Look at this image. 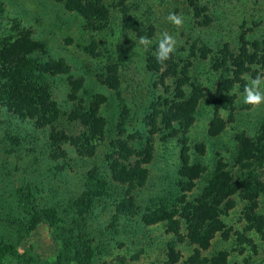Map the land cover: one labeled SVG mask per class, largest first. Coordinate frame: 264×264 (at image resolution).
I'll return each mask as SVG.
<instances>
[{"label": "rangeland", "instance_id": "obj_1", "mask_svg": "<svg viewBox=\"0 0 264 264\" xmlns=\"http://www.w3.org/2000/svg\"><path fill=\"white\" fill-rule=\"evenodd\" d=\"M109 11L108 25L95 31L87 27L85 17L66 8L61 0H0V36L15 34L21 27L32 30L33 36L46 42V50L34 54L41 61L64 59L67 70L48 75L52 97L63 111L69 112L81 104H90L98 95L106 96L101 113L107 118L105 138L99 142L92 156L81 155L76 147L65 144L67 157L59 160L50 155L48 137L29 119H20L7 107L0 106V241H13L24 261L6 260L5 264H33L53 260L60 241L56 230L43 219L29 233L18 226L26 218L20 202L19 190L32 189L40 207L65 208L79 199L85 190L88 170L94 165L104 167L106 154L113 149V140L121 135L138 134L142 146L149 142L154 147V158L144 187L133 190L140 204V213L134 216L117 215L115 201L126 187L114 184L112 196L97 201L87 220L86 231L97 248V264H190L195 244L185 237L182 241L168 231L165 222L147 224L143 212L155 207L161 198H172L177 191L179 169L183 164L182 151L187 149L191 162L205 166L192 190L190 198L203 190L220 162L234 172L239 141L237 135L246 133L256 137L264 123V103L250 105L242 102L248 78L264 77V65H253L242 75L233 92L230 107L220 110L223 129L209 133L215 116L214 95L226 71L214 67V55L228 42L237 49L245 32L253 40L264 36V0H102ZM170 13L182 17L176 26L167 20ZM133 18L141 32L127 24ZM167 31L176 38L178 68L191 58V77L205 94L191 123L174 122L167 127L163 121H153V109L176 95V81L148 67V52L157 45L160 34ZM146 37L151 43L141 44ZM204 47L208 52L203 57ZM193 53V55H192ZM114 64L118 66L120 86L114 89L102 81ZM238 86V87H237ZM199 87V88H200ZM187 86V93L193 92ZM75 91V97L73 95ZM125 116L119 126L121 116ZM60 128L77 134L81 127L63 116ZM141 138V139H140ZM140 139V140H139ZM203 144L201 152L197 145ZM256 177L264 182V166L257 167ZM235 205L221 214L227 227L226 238L218 232L202 255L209 259L220 251L228 252L227 264H264V239L256 230H246L244 215L247 200L234 195ZM258 212L264 215V192L258 197ZM115 216H118L115 220ZM181 233H186L183 223ZM175 244V261L169 257V243Z\"/></svg>", "mask_w": 264, "mask_h": 264}, {"label": "trees", "instance_id": "obj_2", "mask_svg": "<svg viewBox=\"0 0 264 264\" xmlns=\"http://www.w3.org/2000/svg\"><path fill=\"white\" fill-rule=\"evenodd\" d=\"M66 8L81 13L86 19L88 28L99 31L108 25L109 11L102 0H61ZM127 24L141 32L140 25L129 18ZM157 45L148 52V67L151 71L160 73L162 81L165 77H173L176 81V95L170 100L153 109V121L165 123L173 127L174 122L191 123L194 113L205 95L202 87L192 80L190 71L192 59L189 58L182 68H178L176 54L158 62L156 58ZM206 57L213 52L209 47L202 48ZM46 50V42L33 36L32 30L21 27L15 34L0 36V106L7 107L20 119H29L38 128H43L47 134L50 155L55 159L67 157L68 142L75 146L79 154L92 156L99 142L103 141L107 129V118L101 113V105L106 96L98 95L90 104L78 105L75 109L65 112L60 104L53 99L48 75L65 72L67 66L64 59L41 61L34 54ZM193 55V53H192ZM214 67L223 69L227 76L219 83L214 95L215 116L211 120L209 133L215 135L224 127L220 115L221 109L231 106L235 99L233 89L242 75L250 71L253 65H264V36L256 39L247 38L245 32L240 36V44L233 49L226 42L214 55ZM109 73L103 74L102 81L108 86L118 89L120 86L118 66L114 64ZM193 86V92L187 93V86ZM200 87V88H199ZM75 91L73 95L75 97ZM70 122L80 125L77 134L70 133L65 128H58L63 116ZM125 116H121L119 126H122ZM118 135L113 142V149L106 154V165L102 168L94 165L88 170L85 190L79 199L70 206L40 207L36 193L28 189L19 190L20 202L26 210V218L21 221V229L29 233L43 219L49 221L56 230L60 241L58 254L51 261L37 264H97L95 256L97 248L90 233L86 231L87 220L97 201L112 196L114 184L126 187L124 194L116 199V210L121 215L134 216L140 213V204L133 190L144 187L149 179L150 163L154 158V147L136 140L138 134ZM141 139V138H140ZM139 139V140H140ZM239 141L235 163L239 165L234 172L227 163L220 162L208 179L201 193L190 198L185 191L192 190L195 181L205 171L200 161L191 162L187 149L182 151L183 164L179 169L177 191L172 198H161L155 207H149L143 212L142 219L147 224L165 222L168 231L175 233L179 241L185 237L195 244L194 253L189 258L190 264H227L228 252L220 251L209 259L202 255V249H208L218 232L228 238L231 227H227L221 219V214L235 205L234 195L241 194L247 203L244 215L248 224L246 230H256L264 239V215L258 212V197L264 192V182L256 177L257 167L264 166V123L256 137L242 132L237 135ZM203 152L204 145L198 144ZM115 216V220L119 218ZM186 225V233H181L182 224ZM170 260L175 261V244L169 243ZM24 261L25 256L19 253L17 244L13 241H0V264H5L8 258ZM177 261V260H176ZM33 264H36L33 262Z\"/></svg>", "mask_w": 264, "mask_h": 264}, {"label": "clouds", "instance_id": "obj_3", "mask_svg": "<svg viewBox=\"0 0 264 264\" xmlns=\"http://www.w3.org/2000/svg\"><path fill=\"white\" fill-rule=\"evenodd\" d=\"M167 20L180 26L183 22L182 17L175 13H170ZM143 45H149L151 41L146 37H141L140 41ZM177 41L173 35L167 31L160 34L157 42L156 58L158 62L166 61L171 54L176 50ZM248 83L244 86L242 102L250 105H260L264 103V77L257 75L255 78H248ZM238 87V86H237Z\"/></svg>", "mask_w": 264, "mask_h": 264}]
</instances>
